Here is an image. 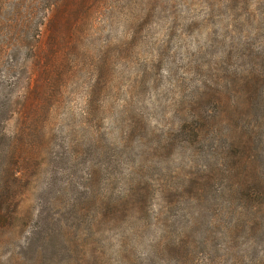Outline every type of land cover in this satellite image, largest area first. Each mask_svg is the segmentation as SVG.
I'll use <instances>...</instances> for the list:
<instances>
[{
    "label": "rangeland",
    "instance_id": "1",
    "mask_svg": "<svg viewBox=\"0 0 264 264\" xmlns=\"http://www.w3.org/2000/svg\"><path fill=\"white\" fill-rule=\"evenodd\" d=\"M23 4L11 86L0 61V264H264V107H246L264 0Z\"/></svg>",
    "mask_w": 264,
    "mask_h": 264
},
{
    "label": "trees",
    "instance_id": "2",
    "mask_svg": "<svg viewBox=\"0 0 264 264\" xmlns=\"http://www.w3.org/2000/svg\"><path fill=\"white\" fill-rule=\"evenodd\" d=\"M48 4L47 5H54L57 6L59 4H63L66 3L70 0H53V2L51 3L52 0H45ZM24 0H11L10 6L12 7V10L10 11V16L9 18H6V22L3 23L2 27H0V32L1 35L4 34L5 38L0 40V61H3V59L8 58L7 60H5V71L8 75H5V78L3 80H5V82H9V85H13L15 83V81L13 80L11 82V78L10 76L12 75V73L18 68V65H21V67H23V69L25 68V65L20 62L17 61L15 56L13 54H15L14 52L17 50H20V46L24 45L25 41L22 40V35L20 34V29L24 24L25 21V17H26V12H24L22 10V6L24 5ZM51 7V6H50ZM1 25V23H0ZM5 39H7L8 41H5ZM36 39V38H35ZM13 77V75H12ZM17 79V77H14L13 79ZM249 84H246L250 90H251V95L252 98L250 101L247 102L246 107L251 108L253 107V105L255 106H262L264 107V98L258 99V100H254L255 97L257 96L256 93V88L257 87V83H258V79L255 82H248ZM56 90V88H55ZM263 121H264V116H262ZM201 121H204L201 123ZM201 121H198L199 124L198 125H190L191 127L186 128V133L189 136H192L191 141L192 142H199L201 137V131L203 129V126L206 127H210L211 131L213 133H215V125L213 122V119H211V116H208L207 118H202ZM257 129H258V125L253 123L250 126H247L246 130L248 132V141H252L255 140V135L257 134ZM234 135V134H233ZM234 140V137L232 138V141ZM246 140H244V138L239 137L238 139V143L235 144L237 147L239 145H243L244 148H247L248 146L246 145ZM213 170V169H212ZM12 182H15L14 178H12ZM10 182V183H12ZM3 185L2 187L6 188H11L9 187V182H2ZM13 190V189H12ZM129 190L125 191L123 194L128 193ZM14 193V190H13ZM256 194L258 196H253L252 197V205H255L258 207V209H260L261 207H264V186L261 187V189L259 191H256ZM14 198H11L10 202H8L7 204L5 203V205H8L10 207L11 202H14ZM6 210H7V215H11L15 210V208L13 207L11 210H9L6 206H5Z\"/></svg>",
    "mask_w": 264,
    "mask_h": 264
}]
</instances>
